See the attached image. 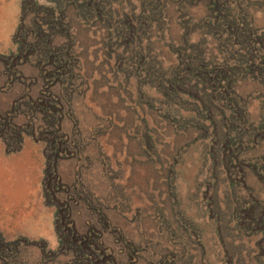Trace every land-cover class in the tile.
Masks as SVG:
<instances>
[{
  "label": "rangeland",
  "instance_id": "rangeland-1",
  "mask_svg": "<svg viewBox=\"0 0 264 264\" xmlns=\"http://www.w3.org/2000/svg\"><path fill=\"white\" fill-rule=\"evenodd\" d=\"M0 264H264V0H0Z\"/></svg>",
  "mask_w": 264,
  "mask_h": 264
},
{
  "label": "trees",
  "instance_id": "trees-1",
  "mask_svg": "<svg viewBox=\"0 0 264 264\" xmlns=\"http://www.w3.org/2000/svg\"><path fill=\"white\" fill-rule=\"evenodd\" d=\"M20 32H21V27H20V29L18 30V32H17V34H16V38H17V41L19 42V35L18 34H20ZM41 37H34L33 39H30V42H27L26 44H25V40L23 39V37L22 38H20L21 40H20V48H19V52H18V54H23V52H24V49H25V47H26V49H29V51L31 50L30 48L31 47H33L34 48V50L35 49H37L36 50V52L37 51H41L44 55L45 54H48V51H49V40L48 41H45V43L44 44H42V40L40 39ZM32 40V41H31ZM21 43L23 44L22 46H21ZM30 53V52H29ZM49 55V54H48ZM48 55H46V56H48ZM54 57H58V56H56V55H54ZM60 60H59V64H57V66L55 67L56 69L57 68H60V67H62V64H61V62H62V59L61 58H59ZM56 63H57V61H55ZM59 65V66H58ZM54 121V118L52 119V122ZM51 126H53V127H55L54 126V124L53 125H51ZM58 128H59V126H58ZM31 133V132H30ZM18 138H19V140H18V142H20L21 141V138H20V136H17ZM5 139V142H6V144L8 145V147H11L10 146V141L8 140V139H10V138H4ZM15 146H13V147H11V149L12 150H14L15 148H14ZM17 148V147H16ZM66 239L69 241V243H71L72 241H71V239L70 238H67L66 237ZM85 248L88 250V251H90V248L88 247V246H85ZM81 255V254H80Z\"/></svg>",
  "mask_w": 264,
  "mask_h": 264
},
{
  "label": "crops",
  "instance_id": "crops-1",
  "mask_svg": "<svg viewBox=\"0 0 264 264\" xmlns=\"http://www.w3.org/2000/svg\"><path fill=\"white\" fill-rule=\"evenodd\" d=\"M13 28H14V26H13ZM8 31H9V28L8 27H5L4 32H8ZM2 163H4V162H2Z\"/></svg>",
  "mask_w": 264,
  "mask_h": 264
}]
</instances>
